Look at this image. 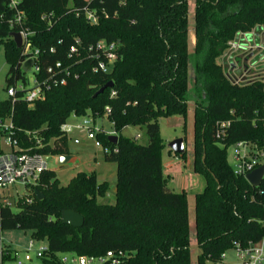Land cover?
<instances>
[{
  "label": "trees",
  "instance_id": "trees-1",
  "mask_svg": "<svg viewBox=\"0 0 264 264\" xmlns=\"http://www.w3.org/2000/svg\"><path fill=\"white\" fill-rule=\"evenodd\" d=\"M7 4L0 0L8 85L23 74L21 49L9 36L15 29L6 21ZM18 8L33 32L30 44L38 50L40 76L60 62L77 77L51 87L31 106L19 99L0 101V115L12 114L21 148L51 156L68 152L60 126L70 115L96 119L108 107L117 141H108L104 132L97 139L109 149L103 160L115 164L114 201L98 200L108 185L97 182L94 172L78 171L60 185L48 169L28 193L31 202L22 197L15 202L17 211L0 208V232L29 231L31 239L46 242L51 255L122 251L126 255L118 264H192L194 254L195 264H219L235 244L260 240L264 177L258 187L249 185L227 163L226 149L241 140L264 145V86L232 84L218 60L237 33L264 29V0H19ZM85 8L95 13V24L86 20ZM75 39L81 51L98 40L115 41L118 59L107 73H92L90 61L73 64L76 58L67 57ZM110 80L112 87L94 95ZM189 109L191 168L204 178L203 190L193 195V244L186 192L170 189L162 172L158 124L169 116L185 123ZM223 120L230 124L216 139L214 124ZM127 126L143 127L146 143L123 136ZM68 209L82 215L81 227L61 223L60 213Z\"/></svg>",
  "mask_w": 264,
  "mask_h": 264
},
{
  "label": "built area",
  "instance_id": "built-area-1",
  "mask_svg": "<svg viewBox=\"0 0 264 264\" xmlns=\"http://www.w3.org/2000/svg\"><path fill=\"white\" fill-rule=\"evenodd\" d=\"M18 3L19 0H8L9 15L6 17V21L15 29L13 32H18L21 36L22 60L20 69L23 78H15L13 83L5 87V92L11 102L19 99L26 103L27 106H31L35 101L42 100L45 92L51 87L65 85L68 77L76 78L77 74L75 72L71 74L70 66L62 67L60 62H56L53 66H48L45 74L40 76V67L37 62L38 50L31 48L30 44V37L33 32L25 27V16L19 10ZM84 15L89 23H96L97 18L93 11L85 8ZM40 19L50 22L49 17L44 14L40 16ZM254 31L256 32V29H251L248 33L253 35ZM262 31L264 32V29L261 28L255 34ZM246 35L247 33L243 32L237 33L232 40L228 41L227 48L221 54L220 64L224 76L232 84L241 85L260 81L264 86V75H260L261 73L264 74V40L256 42L252 39V41H248ZM250 43L253 46L250 47L251 52H256V54L253 55L250 65L244 69L237 70L234 53L243 51L244 47ZM117 48L115 41L98 40L87 45L81 51L79 41L75 39L74 44L68 50L67 57L76 58L73 64L80 63L83 60L90 61V71L92 73H107L118 59ZM49 50L52 52L53 47ZM29 59L32 60V64L28 70L24 71L22 64ZM236 60L240 64V59ZM256 70L260 72L251 73V71L256 72ZM25 72H30L32 75L31 86L26 84ZM17 82H19L18 85H16ZM113 94L114 91H112ZM108 112L109 109L106 107L105 114ZM229 124V120L217 121L214 124V136L216 139H220L225 135ZM60 130L67 138H70L71 134H75L73 138L84 136L95 148L100 149L104 153L109 152V149L102 146L97 139V133L104 131L95 124L94 119L90 116H80L79 120L74 123H66L65 121L60 126ZM26 134L29 135L30 132L26 131ZM138 138L140 137L137 134L132 139L137 140ZM1 142L8 146V151L3 152L0 150V208H11L22 197L29 203L32 199L27 195L31 193L32 187L37 183L39 175L49 169L47 157L50 156L31 152L30 149L20 147L18 139L15 137V127L11 113L0 115ZM231 146V168L235 174L245 178L247 173L264 164V145L259 147L254 143L241 140ZM17 184L23 186L26 195L19 197L16 195L17 197L14 198L11 192L16 194V189L14 188ZM35 242L36 240L30 238L27 246L22 251H17L8 245L1 244L0 239V264H118L126 255L122 251L114 252L111 250L100 256L76 255L73 253H64L63 256H59L58 253L51 255L47 251L46 244L36 246ZM234 249L236 256L241 260V264H264V235L257 243H249L246 247L235 244Z\"/></svg>",
  "mask_w": 264,
  "mask_h": 264
},
{
  "label": "rangeland",
  "instance_id": "rangeland-1",
  "mask_svg": "<svg viewBox=\"0 0 264 264\" xmlns=\"http://www.w3.org/2000/svg\"><path fill=\"white\" fill-rule=\"evenodd\" d=\"M253 29L255 27H252ZM251 35L247 33L246 39L248 41H252L254 39L256 42L264 40V32H253ZM189 47L194 43V37L191 32H189ZM250 47H253L251 43L244 47L243 51H236L235 54V62L237 64L238 69H244L246 66L251 64V60L253 59V55L256 52H251ZM236 59H240V64ZM220 62V59L218 60ZM243 66V67H242ZM9 64L7 63L4 52H3V42H0V101L7 99V94L5 92V87L7 85L6 82V74L8 71ZM262 71V70H261ZM260 72L259 70L256 72L251 71L252 74H256ZM264 75V74H260ZM24 77L27 81V86H31V78L32 75L30 72H25ZM19 82L16 83L18 85ZM191 110L188 111L187 120L183 121L180 116H169L160 118L158 120L159 124V134L162 143L164 146L161 149V166L162 172L164 176L167 178L171 188L176 192H180L184 190L187 195V206H188V227H189V240L193 244L194 243V212H193V195L195 193L201 192L204 187V178L202 175L195 173L191 168V149H192V141H191ZM79 120V117L74 118L70 115L66 119V123H74ZM95 124L101 127L104 131L109 132L108 134H113V128L110 121L107 119L106 114L104 113L102 117L94 119ZM184 126V128H183ZM183 129H185L186 134V142L183 143L185 156H177L172 151H169L167 148V143L175 138H182L184 136ZM139 135L136 141L138 143H146L147 139L144 134L143 127H135V126H127L123 131L122 135L125 137L133 138L135 135ZM75 134H71L70 138L66 136V147L67 154L69 159L64 162H59L58 155H51L50 160L48 162L49 169L53 170L55 173V177L58 180L60 185H66L71 176L74 175L77 171H94L97 178H104L108 183V198H106L107 202L112 203L114 201V181H115V166L113 163L105 162L102 158V151L96 149L91 146L90 143L85 140L82 136L73 138ZM58 140V139H57ZM52 141V140H51ZM50 141V142H51ZM59 141V140H58ZM49 142V143H50ZM0 150L3 152L8 151V146L0 143ZM232 146H228L226 149V160L227 163L232 166ZM169 186V185H168ZM169 186V187H170ZM16 194L11 192L15 197L16 195L24 196L26 195V191L23 186L17 184L15 186ZM13 211H17L15 206L11 207ZM1 244L8 245L10 248L15 249L17 251H22L27 246L28 241L30 240V232L23 231L19 229H9L3 230L0 232ZM45 241H36V246L45 245ZM59 256H63L64 253H58ZM192 264H195V254L192 257ZM219 264H241V260L236 256V251L234 248H229L224 251L223 256Z\"/></svg>",
  "mask_w": 264,
  "mask_h": 264
},
{
  "label": "water",
  "instance_id": "water-1",
  "mask_svg": "<svg viewBox=\"0 0 264 264\" xmlns=\"http://www.w3.org/2000/svg\"><path fill=\"white\" fill-rule=\"evenodd\" d=\"M10 38L13 40L15 46L17 48H20L21 46V36L18 32H10L9 33ZM32 64V60H26L22 64V69L24 71L28 70ZM113 86V82L107 81L105 84H103L96 92V94L102 93L106 88H110ZM108 141L115 144L117 141V136L114 134H109L107 137ZM167 148L172 151L174 154H182L184 152V145H183V139L175 138L167 143ZM203 158V156H202ZM69 159L68 155H60L59 156V162L64 163ZM47 160H50V157H47ZM264 177V164L260 165L259 167L253 169L249 173L245 175V180L251 185L252 187H258ZM34 194L37 199L42 198V194L39 191H34ZM60 221L62 224H67L71 227L78 228L81 227L83 224V217L79 213L73 211V210H62L60 213Z\"/></svg>",
  "mask_w": 264,
  "mask_h": 264
},
{
  "label": "crops",
  "instance_id": "crops-1",
  "mask_svg": "<svg viewBox=\"0 0 264 264\" xmlns=\"http://www.w3.org/2000/svg\"><path fill=\"white\" fill-rule=\"evenodd\" d=\"M73 116V115H72ZM74 118H76V116H73ZM80 118V117H79ZM95 122V121H94ZM112 125V124H111ZM103 130V129H102ZM104 131V130H103ZM105 133H109V132H106V131H104ZM111 134V133H110ZM114 134V133H113ZM109 135V134H108ZM85 140H87L84 136H82ZM89 143H90V145L92 146V143L89 141V140H87ZM94 147V146H93ZM95 148V147H94ZM96 149H98V148H96ZM100 150V149H99ZM62 155H68V154H62ZM103 158V157H102ZM106 162V161H105ZM111 163V162H110ZM114 164V163H113ZM114 166H115V164H114ZM78 172V171H77ZM86 172H94L93 170L92 171H86ZM76 173V172H75ZM74 173V174H75ZM115 173V172H114ZM164 175V174H163ZM95 176H96V174H95ZM72 177V176H71ZM115 177V176H114ZM96 180H97V182H106L107 183V181L104 179V178H97L96 177ZM107 185H108V183H107ZM167 185H169L170 186V184H169V182H168V180H167ZM168 186V187H169ZM170 189H172L171 188V186L169 187ZM173 190V189H172ZM113 191H114V188H113ZM173 191H175V190H173ZM176 192V191H175ZM108 189H107V191H106V193H105V195L104 196H102V197H98V200L100 201V202H107L106 201V198H108Z\"/></svg>",
  "mask_w": 264,
  "mask_h": 264
}]
</instances>
